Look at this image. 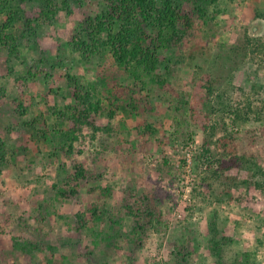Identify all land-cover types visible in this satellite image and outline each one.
<instances>
[{"label": "rangeland", "instance_id": "1", "mask_svg": "<svg viewBox=\"0 0 264 264\" xmlns=\"http://www.w3.org/2000/svg\"><path fill=\"white\" fill-rule=\"evenodd\" d=\"M5 4L0 138L9 157L0 173V264H178V248L184 264H216L208 248L212 222L232 240L227 258L264 264V191L253 195L250 186L264 177L248 170L257 163L264 171V0H219L203 17L183 1L193 29L171 52L166 85L146 79L144 96L151 94L139 121L125 109L109 119L108 96L97 76L108 70L110 81L116 76L127 83L122 69L107 55L86 59L71 45L86 35L84 21L101 11L102 0L71 9L58 1V13L49 18L39 0ZM12 35L14 56L6 44ZM78 86L84 96L91 93L93 107L104 104L88 122L97 128L112 123L115 132L99 131L90 140L93 130L87 127L72 155L68 141L65 151L38 143L40 132L72 126L62 114L72 117L68 108L77 106L72 94ZM38 116L46 124L31 128ZM151 125L155 134L147 130ZM204 147L209 152L202 157ZM234 158L251 164L239 172L218 170V161ZM79 162L89 174L80 194L58 198L55 186L74 177ZM145 198L152 225L138 235L129 207ZM17 243L32 244V253L16 249Z\"/></svg>", "mask_w": 264, "mask_h": 264}, {"label": "trees", "instance_id": "2", "mask_svg": "<svg viewBox=\"0 0 264 264\" xmlns=\"http://www.w3.org/2000/svg\"><path fill=\"white\" fill-rule=\"evenodd\" d=\"M8 0H0V21L2 16L6 13V2ZM29 0H22V2ZM43 3L42 13L47 18L56 15L58 9V1L61 0H39ZM103 6L100 12L95 16H89L84 21L85 25H88L86 29V35H81L82 39H72V46L75 51L81 52V55L90 59L97 55L105 57L106 55L113 61V65H117L122 71L123 76L128 78V82H118L116 76L111 78L105 73L98 75L100 79L99 85H102V90L107 94L108 114L109 119L114 120L118 117V114L122 112V109L129 110L131 115L138 119H141V113L147 114L148 111L142 109L143 100L148 106V95L151 93L147 91L146 96L145 89L148 88L146 79L151 80V84H155L159 87L166 85L168 78L167 73L171 70V52L182 45L185 39L189 38V31L193 29L194 21L189 15L184 14L181 8L183 1H191L194 5V11L200 13L203 17L205 11L209 6H217L219 0H102ZM67 6H61L65 9H71V5L82 6L84 0H62ZM81 2V3H80ZM205 20V18H201ZM23 26H25L23 24ZM26 26L32 28V20H26ZM7 46L12 48L11 56L17 55L18 50L16 48V37L14 35L7 36ZM253 43V40L250 42ZM195 50L193 54L195 55ZM231 53H227L230 55ZM181 62V59L178 63ZM39 74V72H37ZM137 83L146 85L145 88H138ZM150 83V82H149ZM125 84V85H124ZM96 86H94L95 88ZM78 86L75 92L72 94L77 106L68 108V111H72V117L68 114L64 115V119L68 118L72 121V126L68 130H57L54 133L40 132L38 136V143L44 144V146L53 144L58 145L56 149L58 151H65L67 144L70 143L68 148L69 155L74 153V144L81 141V138H86L85 130L87 127L92 128L93 134L88 133L90 140L97 139L99 131L111 135L115 132L110 125L97 128L91 125L87 116L92 111H101L104 108V104L99 102L97 106L93 107L91 103V93H86L84 96ZM96 89V88H95ZM54 90V89H53ZM62 90V89H61ZM61 90H54L52 94L60 95ZM146 97V99H145ZM43 117H37L29 126L32 128L35 124L43 121L44 125L46 120H41ZM75 120V121H74ZM76 122V124H75ZM125 127V125H124ZM149 132H154L153 126H148ZM28 141V139H27ZM31 143L33 139L29 140ZM223 141V139L221 140ZM29 143V142H28ZM209 150L204 147V153L202 157L208 154ZM9 154L6 151V143L0 138V173L3 167L8 166ZM243 165L238 164L235 158L230 163H224L218 161L220 164L219 171H232L239 172L244 170L250 163L245 162L243 159ZM224 163V164H223ZM252 168L247 167L250 171H256L255 173L262 174L264 177V171L256 169L255 165L251 164ZM211 166V164H210ZM86 165L78 163L74 167V177H70L64 182L63 186H55L56 194L60 199H71L80 194V190L84 181L88 179V172ZM209 167V166H208ZM211 169V167H209ZM216 170V177L220 178V174ZM255 178V175H252ZM65 185V186H64ZM241 185L249 186L248 181L241 182ZM251 193L257 191H264V178L263 182L256 181L254 184L250 183ZM145 198L143 202H134L130 206L129 217H133L137 221V234L141 235L145 231L146 225H152L151 222H146L147 217L153 216V211H150L148 205H145ZM144 208L142 209V205ZM97 216V212H94ZM209 233V245L211 254L216 259V264H238L235 255L229 257V243L231 239L226 237L220 232L216 222H212ZM16 249L23 251L24 253H32V244H15ZM183 247V246H182ZM37 249V248H35ZM175 258L178 264H184L187 261L186 255L183 252V248H178L175 253Z\"/></svg>", "mask_w": 264, "mask_h": 264}]
</instances>
